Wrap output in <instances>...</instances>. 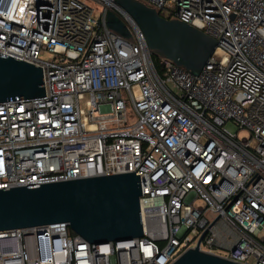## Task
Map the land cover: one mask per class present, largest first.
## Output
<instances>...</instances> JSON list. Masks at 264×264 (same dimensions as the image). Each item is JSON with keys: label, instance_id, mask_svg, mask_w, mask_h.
Masks as SVG:
<instances>
[{"label": "built area", "instance_id": "built-area-1", "mask_svg": "<svg viewBox=\"0 0 264 264\" xmlns=\"http://www.w3.org/2000/svg\"><path fill=\"white\" fill-rule=\"evenodd\" d=\"M140 1L218 41L199 74L159 72L115 0H0V52L42 67L46 93L0 102V188L135 171L144 232L0 231V264H173L196 247L264 264V0Z\"/></svg>", "mask_w": 264, "mask_h": 264}, {"label": "water", "instance_id": "water-1", "mask_svg": "<svg viewBox=\"0 0 264 264\" xmlns=\"http://www.w3.org/2000/svg\"><path fill=\"white\" fill-rule=\"evenodd\" d=\"M115 2L143 29L153 53L193 74H199L218 46L203 30L165 18L140 0ZM107 25L123 36L130 34L113 11L107 14ZM39 96H46L42 67L0 52V102ZM141 194L135 171L0 188V231L64 222L92 243L141 237ZM173 264L241 263L196 247Z\"/></svg>", "mask_w": 264, "mask_h": 264}, {"label": "rangeland", "instance_id": "rangeland-1", "mask_svg": "<svg viewBox=\"0 0 264 264\" xmlns=\"http://www.w3.org/2000/svg\"><path fill=\"white\" fill-rule=\"evenodd\" d=\"M94 6L95 9V16L99 17L100 14L103 12V7L102 6H97L95 3H91ZM227 129L230 131L239 134L240 137H247L248 133L246 131H240L238 130V127L233 123V122H228L226 124ZM198 204H202L201 201H198Z\"/></svg>", "mask_w": 264, "mask_h": 264}, {"label": "trees", "instance_id": "trees-1", "mask_svg": "<svg viewBox=\"0 0 264 264\" xmlns=\"http://www.w3.org/2000/svg\"><path fill=\"white\" fill-rule=\"evenodd\" d=\"M153 62L155 65V68L160 72L162 71V62H161V56H159L156 53L152 54Z\"/></svg>", "mask_w": 264, "mask_h": 264}]
</instances>
